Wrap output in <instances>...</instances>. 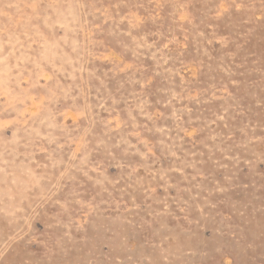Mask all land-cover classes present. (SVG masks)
<instances>
[{
  "label": "rangeland",
  "instance_id": "1",
  "mask_svg": "<svg viewBox=\"0 0 264 264\" xmlns=\"http://www.w3.org/2000/svg\"><path fill=\"white\" fill-rule=\"evenodd\" d=\"M0 264H264V0H0Z\"/></svg>",
  "mask_w": 264,
  "mask_h": 264
}]
</instances>
